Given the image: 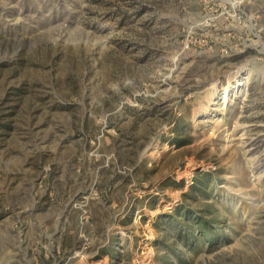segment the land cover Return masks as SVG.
<instances>
[{"label": "rangeland", "instance_id": "374dc122", "mask_svg": "<svg viewBox=\"0 0 264 264\" xmlns=\"http://www.w3.org/2000/svg\"><path fill=\"white\" fill-rule=\"evenodd\" d=\"M259 123L264 0H0V264H264Z\"/></svg>", "mask_w": 264, "mask_h": 264}, {"label": "bare ground", "instance_id": "6f19581e", "mask_svg": "<svg viewBox=\"0 0 264 264\" xmlns=\"http://www.w3.org/2000/svg\"><path fill=\"white\" fill-rule=\"evenodd\" d=\"M249 131L252 149L260 150L264 146V123L251 125Z\"/></svg>", "mask_w": 264, "mask_h": 264}]
</instances>
